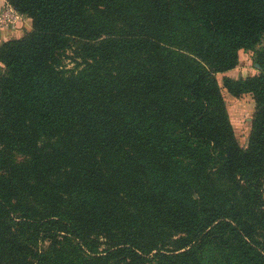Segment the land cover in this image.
Listing matches in <instances>:
<instances>
[{
    "label": "trees",
    "instance_id": "16d2710c",
    "mask_svg": "<svg viewBox=\"0 0 264 264\" xmlns=\"http://www.w3.org/2000/svg\"><path fill=\"white\" fill-rule=\"evenodd\" d=\"M6 2L0 264H264V0Z\"/></svg>",
    "mask_w": 264,
    "mask_h": 264
},
{
    "label": "rangeland",
    "instance_id": "374dc122",
    "mask_svg": "<svg viewBox=\"0 0 264 264\" xmlns=\"http://www.w3.org/2000/svg\"><path fill=\"white\" fill-rule=\"evenodd\" d=\"M60 60H61V65L64 68L73 69L75 67H78L75 65L73 52H71L69 49L63 52V54L60 57ZM217 82L220 85L219 77H217ZM222 92L226 100L227 109L230 114V118L232 120V123L234 124L235 138L240 146H244V144L246 143V138H247L246 129H247V122H248L245 120V118L249 115L248 109L247 107H245L246 102L245 101L242 102L240 101V99L234 100L231 98H226L224 91H222V88H221V93ZM262 193L264 196V180H263V186H262Z\"/></svg>",
    "mask_w": 264,
    "mask_h": 264
},
{
    "label": "crops",
    "instance_id": "0c3cea01",
    "mask_svg": "<svg viewBox=\"0 0 264 264\" xmlns=\"http://www.w3.org/2000/svg\"><path fill=\"white\" fill-rule=\"evenodd\" d=\"M5 4H8L6 2V0H0V10H1L2 6H4ZM8 6H9V4H8ZM15 16H16L15 19L20 20L18 23H16V24L13 25L14 22H11L9 24V27L8 28H6L7 26L0 27V43L2 41H5V40L11 38V36H14V35L16 36V35H19V34H25L26 32L29 31L30 26L27 23L26 17L24 15L18 14L17 12H15ZM258 46L264 48V34L261 36ZM250 54L251 53L248 52V56L249 57H250ZM242 65H245L244 68L246 70H248L249 72L256 70V66H254V65H247L246 60H244L241 65H239L238 67H236L233 70V72L236 73V74L242 73V71L244 70L242 68ZM2 69H3V67L0 64V72L2 71ZM222 91H224V94H225L226 98H231V99H234V100H239L240 99V101H242V102L245 101L246 102L245 107H247L248 112H249V115L245 118V120L248 121L250 119V116H251V113H252V110H253V100L251 99L250 95L249 94H243L239 98H233V97L229 96V94L226 93V91L224 89H222ZM221 94L224 97L223 92ZM245 107H243V108H245ZM246 137H247V135H246ZM245 144H244V146H245Z\"/></svg>",
    "mask_w": 264,
    "mask_h": 264
},
{
    "label": "built area",
    "instance_id": "2783aa9c",
    "mask_svg": "<svg viewBox=\"0 0 264 264\" xmlns=\"http://www.w3.org/2000/svg\"><path fill=\"white\" fill-rule=\"evenodd\" d=\"M15 12L5 4L0 10V27L8 26L11 22H15L18 19H15Z\"/></svg>",
    "mask_w": 264,
    "mask_h": 264
}]
</instances>
